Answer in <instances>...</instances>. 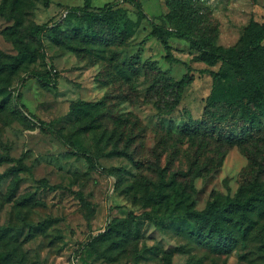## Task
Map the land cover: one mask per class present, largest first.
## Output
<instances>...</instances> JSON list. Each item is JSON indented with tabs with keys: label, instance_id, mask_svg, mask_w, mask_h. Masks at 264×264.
<instances>
[{
	"label": "rangeland",
	"instance_id": "rangeland-1",
	"mask_svg": "<svg viewBox=\"0 0 264 264\" xmlns=\"http://www.w3.org/2000/svg\"><path fill=\"white\" fill-rule=\"evenodd\" d=\"M167 1L93 0L94 11L113 4L112 24L90 25L78 10L85 0H0V63L17 66L0 76V175L22 161L30 171L20 174L19 194L37 192L41 202L26 208L8 202L12 178L0 183V225L20 232L17 240H0V252L16 250L14 264H264L259 211L230 254H214L181 232L189 203L204 211L217 198L225 203L243 191L246 198L260 195L264 209V176L256 185L250 180V154H264V139L258 148L227 146L173 128L187 117L201 120L217 84L223 99L217 107L228 109L230 126L235 109L226 101L229 77L214 76L228 70L224 63L201 60L194 41L180 36L168 38L180 61L170 63L165 46L148 36L153 22L172 26ZM187 1L204 16L202 30L191 37H210L217 47L238 48L251 23H264V0ZM124 24L121 38L115 32ZM134 55L141 59L137 75L130 70ZM151 64L173 80L187 73L185 64L193 69L172 115L164 114L171 92L158 86ZM122 70L133 74L130 81ZM100 101L99 111L85 106L91 115L74 114L83 102ZM131 136L129 149H136L140 166L117 152ZM188 170L187 178L179 175ZM175 174L179 183L165 188ZM189 179L193 189L184 188ZM159 191L168 199H149ZM126 219L135 241L124 249L101 242L114 221Z\"/></svg>",
	"mask_w": 264,
	"mask_h": 264
},
{
	"label": "trees",
	"instance_id": "trees-1",
	"mask_svg": "<svg viewBox=\"0 0 264 264\" xmlns=\"http://www.w3.org/2000/svg\"><path fill=\"white\" fill-rule=\"evenodd\" d=\"M45 1L48 4L49 0ZM92 1L85 0V9H78L82 12L84 19L90 25L97 24L98 22L111 25L112 21H109L108 17L112 14L113 4H107L104 8L94 11L91 10ZM167 6L169 13L166 15V18L170 20L172 26H167L166 22L162 24L153 22L152 30L148 36L156 38L165 46L167 52L165 58L170 63L180 62L174 57L168 44V38L175 36L193 40L201 51V60L211 65H215L218 62L224 63L228 70H221L214 76L217 80L219 77H229L226 101L229 103L230 108L233 107L235 109L234 117L232 118L235 126H230L227 122L228 109L226 111L222 107H217L218 100L223 103L221 101L223 99L220 98L222 89L217 84L206 99V107L202 119L194 120L192 117H187V119H183L182 124L179 123L173 128L182 135L203 138L220 145L248 147L251 144L258 148V143L264 139V23H251L238 48L224 49L217 47L210 37L205 39H194L191 37V32L202 30L201 23L204 22V16L196 10L192 2L187 0H168ZM121 12L123 11L121 10ZM124 32L125 24L123 29L115 33L118 37L123 38ZM96 37L93 36V42H96ZM140 60L139 55L132 56L130 70L135 75L139 72L137 64ZM185 65L187 73L180 80L168 79L167 74L154 67L153 64L149 67L157 73V83L160 81V85L158 86L167 87V90L171 92V100L165 105L167 110L164 114L166 115H172L181 105L184 91L192 79L193 69L190 65ZM16 67L15 65L8 67L0 63V76L6 69L14 72ZM130 70H126L125 72L122 70L128 81L133 76V74H130ZM35 76L39 75L36 74ZM235 82L237 83V87L233 91L231 87ZM102 102H83L75 107V113H73L78 118H83L84 115H91L92 110L88 108L98 110ZM81 105H84V107H81ZM85 106H88V108ZM3 107V104H1L0 109ZM80 112L83 113L81 114ZM234 118L238 119L237 123ZM239 123L241 125L237 127ZM126 142L125 148L117 152L140 166L142 160L138 159L135 152L136 149L132 150L133 152L129 149L133 145V137H128ZM135 148L138 147L136 146ZM261 154V157L254 153L250 154V165L255 173L254 178L250 180L255 185L264 176V154L262 151ZM159 170L161 171V180L163 183H166V175L163 171L165 169L159 167ZM24 171L29 172L30 169L22 161H19L17 165L10 167L4 174L0 175V183L5 178H12L7 194V201L15 202L21 208L39 205L41 202L37 199V192L19 194L24 180L20 174ZM189 173H191V170L184 171V173L181 171L179 175L187 178ZM189 180L190 184L184 185V183L180 182V186L184 185V188L189 187L193 189L191 179ZM176 183H179V181L175 174L172 182L164 187L169 188ZM149 199L161 201L168 199V194L159 191L157 194H152ZM261 200L260 195L254 194L246 198L242 191V193L238 194L237 198L228 200L225 203L217 198L204 211H197L192 206L193 203H189L186 206L187 210L184 213L183 219L180 221V224H184L181 227V232L190 236L199 247L209 250L214 254H230L237 247L239 237L246 235V233H243L244 229L250 228L248 224L253 222V215L258 211L261 214L264 213V209L260 205ZM147 214L149 215L150 213ZM133 233V224L129 219H126L114 221L99 237L101 238V242L108 240L112 244H115L116 248L123 247L124 249L131 242L135 241L136 238L133 237ZM19 234L20 232L18 235L10 234V228L0 225V240L7 242L8 237L10 240L11 237L17 240L16 238L19 237ZM33 234L30 232L27 236L28 239L32 238ZM116 238H119L120 241H114ZM115 245H112L113 248ZM136 246L137 243L133 244V247ZM135 254L140 256L136 252ZM15 256L16 250L14 253L7 254L0 252V264H14L13 260ZM136 264H140L138 260ZM195 264H202V260L196 261Z\"/></svg>",
	"mask_w": 264,
	"mask_h": 264
}]
</instances>
